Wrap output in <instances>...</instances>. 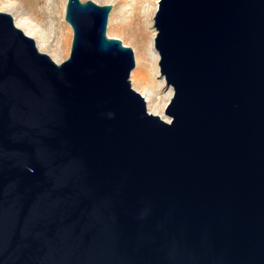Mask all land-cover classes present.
Wrapping results in <instances>:
<instances>
[{
	"label": "water",
	"instance_id": "1",
	"mask_svg": "<svg viewBox=\"0 0 264 264\" xmlns=\"http://www.w3.org/2000/svg\"><path fill=\"white\" fill-rule=\"evenodd\" d=\"M110 11L60 63L0 12V264H264V0H158L168 121Z\"/></svg>",
	"mask_w": 264,
	"mask_h": 264
},
{
	"label": "bare ground",
	"instance_id": "2",
	"mask_svg": "<svg viewBox=\"0 0 264 264\" xmlns=\"http://www.w3.org/2000/svg\"><path fill=\"white\" fill-rule=\"evenodd\" d=\"M126 3L127 2L125 0L121 8V23L124 24L125 27H129L130 31H132L133 37V33L140 32L141 26L143 25L141 22V14H143L145 19L144 23L146 26L149 24V16L151 15L153 6L150 3H147L146 6H143V1L139 0L138 8H136L138 13L135 15L136 17L133 18V5H126ZM131 3H137V0H131ZM37 8H39V10H37ZM155 8H157V3ZM64 11L65 4L63 0H0V12L8 13L12 16L15 27L19 29L25 36L34 41L36 48L40 53L42 51L51 52L53 56L51 59L55 63H58V60L66 55L70 38L66 35L62 40V44L56 48H53L49 44L47 37L39 27L37 21L42 20L46 15L47 20H49V23H52V26H54L56 23L57 27L61 28L62 26L60 20L61 18L63 19ZM32 18H35L36 21H34ZM62 28L65 29L64 26ZM154 37L155 29L152 30L148 41L145 42L142 39L139 42L141 44V49L144 51V55L148 57L152 76L157 80L156 85H154L157 91H153V89L145 87L140 81L138 72L133 74L132 79H134L136 83V91L145 102L148 113L165 120V118H162L161 116L163 113V108H165L163 105L171 97L172 90L171 88L167 87L166 84H164L163 77H161L158 73V55L153 48ZM135 63L137 66V58Z\"/></svg>",
	"mask_w": 264,
	"mask_h": 264
},
{
	"label": "rangeland",
	"instance_id": "3",
	"mask_svg": "<svg viewBox=\"0 0 264 264\" xmlns=\"http://www.w3.org/2000/svg\"><path fill=\"white\" fill-rule=\"evenodd\" d=\"M85 1L94 2L98 4L99 6H106V5L111 6V11L109 13L108 20H107L106 36L111 39H117L121 41L125 47L131 48L133 51L135 60L136 58L138 59V65L136 66V63H135V67L129 79L132 89L136 91L137 86H136L134 79H132L133 78L132 76L133 74H136V72H138V76L140 78V81L143 83V85L145 87H148L149 89H153V91H157L156 87H154V85H156L157 80L154 79L152 76L151 66L148 61V57L144 55L143 53L144 51L141 49V44L139 41H141L142 39L145 42L148 41V38L150 37L152 30H154L152 26L153 21L151 18H153L154 13L156 11L155 7H156V3L158 0L157 1L156 0H142L143 6H146L147 3H150L153 6L151 15L149 16L150 21H149V24L146 26V24L144 23L145 19L143 17V14H141V22L143 25L141 24L142 26H141L140 32L133 33V37H132V31H130L129 27L127 28L124 26V24L121 23V18H122L121 8L125 0H80V2H85ZM138 1L139 0H137V3L134 4V3H131V0H126L127 2L126 5H129V4L133 5V8H134L133 18H135L136 17L135 15L138 13L136 9L138 8ZM63 2L64 4H66V0H63ZM37 10H39V8H37ZM32 19L36 21L35 18H32ZM63 19H64V16H63ZM63 19L61 18L60 23H61V26L62 27L64 26L65 29H63L62 27L61 28L57 27L56 23L55 25L53 24L54 26H52V23H49V20H47L46 15H45V18L37 21L39 27L41 28V30L44 32L45 36L47 37L49 44L53 48H56L59 45H61L62 40L64 39L66 35L69 36L70 39H69V45L66 51V55L62 57L60 60H58V63L67 59L69 55V51H70L71 40H72L71 29L69 28V26L65 23ZM41 53L46 54L50 58H53L51 52L42 51ZM167 102L168 100L164 103L163 105L164 107L166 106ZM164 110L165 108H163V113L161 114V116L162 118H165V120H168V117L164 114Z\"/></svg>",
	"mask_w": 264,
	"mask_h": 264
}]
</instances>
